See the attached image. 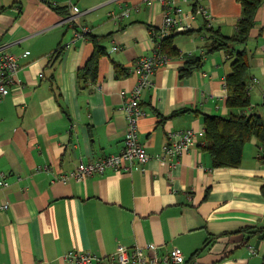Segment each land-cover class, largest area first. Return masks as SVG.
Here are the masks:
<instances>
[{
	"label": "crops",
	"instance_id": "0c3cea01",
	"mask_svg": "<svg viewBox=\"0 0 264 264\" xmlns=\"http://www.w3.org/2000/svg\"><path fill=\"white\" fill-rule=\"evenodd\" d=\"M72 2L82 11L75 25L65 20L66 0H0V49L21 55L17 81L0 101V181L9 182L0 186V203L10 201L0 210V264H74L63 258L70 250L103 257L119 244H154L160 256L179 249L186 264H249L254 257L264 264V148L252 138L239 166L221 168L204 149V115L240 110L226 103L234 59L224 50L207 53L202 16L191 29L169 33L178 54L164 53L167 62L141 94L146 164L62 180L79 160L124 148L122 107L138 82L136 62L159 46L154 34L164 8L157 0ZM204 4L211 26L235 33L237 0ZM126 9L131 14L124 18ZM255 16L247 43L234 49L248 55V110L264 118V3ZM84 25L92 36L76 37ZM97 49L103 55L93 82L82 70ZM201 55L202 66L183 76L187 60ZM187 129L199 143L181 156L159 158L168 133Z\"/></svg>",
	"mask_w": 264,
	"mask_h": 264
},
{
	"label": "built area",
	"instance_id": "2783aa9c",
	"mask_svg": "<svg viewBox=\"0 0 264 264\" xmlns=\"http://www.w3.org/2000/svg\"><path fill=\"white\" fill-rule=\"evenodd\" d=\"M69 8L66 21L70 25L78 22V16L82 14L81 9L72 2L66 0ZM152 4L154 0H148ZM163 5V23L156 31V37L160 41L173 30L186 31L193 27V20L197 16H202L208 26L212 25L213 16L204 4V0H157ZM56 4V3H55ZM54 4V5H55ZM193 4V10L187 12L185 5ZM131 14L130 9L122 12L121 16L126 18ZM91 28L81 26L75 31L76 37H84L91 33ZM158 43V42H157ZM160 42L157 49L150 56H142L135 64L134 72L138 76V82L134 86L130 98L124 102L122 110L127 119L125 145L118 154L106 155L92 161L79 160L74 170L62 176V180L68 181L71 178L80 182L87 176L102 175L109 170L131 171L137 165L146 164L150 159L145 146L139 140V121L146 115V109L141 104V94L154 84L151 75L159 65L167 62L168 57L160 51ZM118 47H114L117 49ZM27 54V52H25ZM21 55L0 49V101L6 95L9 87L16 81L17 73L20 69ZM254 81H258L256 78ZM250 88V86H249ZM199 143L197 133L193 129L170 131L167 141L164 144L162 154L159 158L165 159L167 156H181L184 152ZM2 188H7L9 182L4 176L0 181ZM10 206L8 198L0 203V210H7ZM157 246L134 245L131 247L119 244L117 250L107 256L98 257L89 252L70 250L64 256V260L74 264H186V259L181 250L173 249L164 255H158Z\"/></svg>",
	"mask_w": 264,
	"mask_h": 264
},
{
	"label": "trees",
	"instance_id": "16d2710c",
	"mask_svg": "<svg viewBox=\"0 0 264 264\" xmlns=\"http://www.w3.org/2000/svg\"><path fill=\"white\" fill-rule=\"evenodd\" d=\"M241 7V16L237 21L236 31L232 35L224 34L215 26H208L204 22L202 29L207 32V53L224 50L233 58L231 72L226 76L227 106L232 110L230 116L204 115L205 144L204 149L210 154L213 166L237 167L243 158L245 143L255 138L259 146L264 148V118L257 112L248 110L251 99L249 90V60L245 50H235L236 45L246 44L250 31L256 25L255 15L264 0H237ZM64 10V13H67ZM92 35L89 34V37ZM156 41V32L154 34ZM160 51L169 56L178 54L174 47L172 36L167 35L159 41ZM60 50V49H59ZM103 55L97 49L93 57L82 70V77H90L93 82L97 79L99 59ZM203 64V55L194 56L187 60L181 69L182 75H190ZM264 161V156L262 157ZM254 234H257L255 232ZM197 253V252H196Z\"/></svg>",
	"mask_w": 264,
	"mask_h": 264
},
{
	"label": "water",
	"instance_id": "95a60500",
	"mask_svg": "<svg viewBox=\"0 0 264 264\" xmlns=\"http://www.w3.org/2000/svg\"><path fill=\"white\" fill-rule=\"evenodd\" d=\"M262 236V235H261ZM258 243H259V240L256 242V245L255 247L257 248L258 247ZM262 258L260 257H254L249 264H261L262 263Z\"/></svg>",
	"mask_w": 264,
	"mask_h": 264
}]
</instances>
